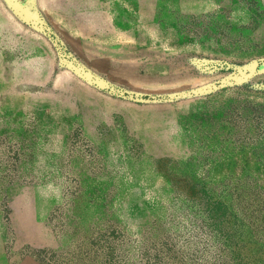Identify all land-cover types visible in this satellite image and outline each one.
<instances>
[{
  "label": "rangeland",
  "instance_id": "1",
  "mask_svg": "<svg viewBox=\"0 0 264 264\" xmlns=\"http://www.w3.org/2000/svg\"><path fill=\"white\" fill-rule=\"evenodd\" d=\"M0 264H264V0H0Z\"/></svg>",
  "mask_w": 264,
  "mask_h": 264
}]
</instances>
